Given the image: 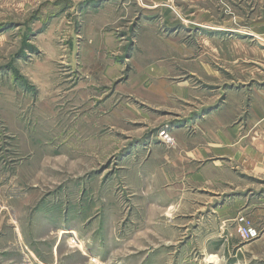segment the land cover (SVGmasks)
<instances>
[{
	"label": "rangeland",
	"instance_id": "obj_1",
	"mask_svg": "<svg viewBox=\"0 0 264 264\" xmlns=\"http://www.w3.org/2000/svg\"><path fill=\"white\" fill-rule=\"evenodd\" d=\"M263 1L0 0V264H259L201 138L264 97Z\"/></svg>",
	"mask_w": 264,
	"mask_h": 264
},
{
	"label": "crops",
	"instance_id": "obj_2",
	"mask_svg": "<svg viewBox=\"0 0 264 264\" xmlns=\"http://www.w3.org/2000/svg\"><path fill=\"white\" fill-rule=\"evenodd\" d=\"M262 9L264 10V1ZM259 22L256 21H250V23H258L259 29H254V34H257L256 32L264 31V16L260 17ZM254 99H256L254 97ZM260 100H256L257 102L254 103L252 107H250L249 111V117L251 118L250 125L244 127L245 121L241 120L239 122L235 123V126L232 128H228L227 130H224V126H219V129L217 130V134H214L212 130H209L208 127H205L202 129L203 134L202 138L203 142H206V145L209 149H212L214 152H217L219 156L222 155L226 156L224 160L231 159V161H235L237 164L236 167L239 168L238 172L241 175V178L246 181V178L252 179L251 181L254 183H257L260 185L258 188H254L253 195L251 198H248V194L245 193V191H238L239 193V214H244L246 217H251V221H253L256 226L259 228V238L256 240H253V242H249L247 244L242 245L243 248H245L246 252H250L252 257L255 258V254L258 256L259 264H264V97H259ZM213 117V115H212ZM211 118V117H210ZM242 121L244 123H242ZM219 122V121H218ZM244 124V125H243ZM244 127V130L242 129ZM248 127H251V130L248 131ZM179 128H173V131L175 132L174 136L176 139H182L179 137L182 135V131H176ZM247 132H250L248 135ZM239 135V140L236 141L234 144H228L226 140V135L228 134H237ZM177 135V136H176ZM183 136V135H182ZM215 138V139H214ZM217 140L220 145L214 146V142L211 145V141ZM173 143L176 145L174 139ZM192 142H188L187 144L183 145L184 148ZM211 145V146H210ZM178 146V145H177ZM176 149V147H174ZM176 155V154H175ZM220 159V158H219ZM223 159V158H221ZM171 159H168L165 157L166 166L162 165L159 167L160 171L164 174H173L176 170H174V167L177 165H174V161H170ZM220 161V160H219ZM218 160H213L211 162L212 166H215V168L219 169L221 171V166H219ZM208 160L205 161L204 164H206ZM221 162V161H220ZM191 164L194 167V163L191 162ZM228 165V163H225ZM165 168H169V172H166ZM191 168V167H190ZM216 169V170H217ZM205 174L204 176L199 175L198 173H194V178L206 181H215L219 178L214 177V174H206L207 169L205 168ZM172 171V172H171ZM231 172V171H230ZM216 173V172H213ZM217 174V173H216ZM228 174V173H227ZM231 176V174L229 173ZM222 178V177H221ZM248 179V180H249ZM223 183V182H222ZM217 187L218 185L215 184ZM221 186V184H220ZM237 193V194H238ZM254 202H248L249 200H253ZM252 207V208H251ZM231 216V214H230ZM229 216V218H230ZM228 217V216H226ZM223 218L222 221L219 219V222L225 226V221ZM227 221V220H226ZM219 224V223H218ZM215 227L217 225L215 224ZM224 231V230H223Z\"/></svg>",
	"mask_w": 264,
	"mask_h": 264
},
{
	"label": "built area",
	"instance_id": "obj_3",
	"mask_svg": "<svg viewBox=\"0 0 264 264\" xmlns=\"http://www.w3.org/2000/svg\"><path fill=\"white\" fill-rule=\"evenodd\" d=\"M237 232H239L242 238L252 240L259 235V231L256 226L250 222L244 215H241L237 219Z\"/></svg>",
	"mask_w": 264,
	"mask_h": 264
},
{
	"label": "bare ground",
	"instance_id": "obj_4",
	"mask_svg": "<svg viewBox=\"0 0 264 264\" xmlns=\"http://www.w3.org/2000/svg\"><path fill=\"white\" fill-rule=\"evenodd\" d=\"M163 135V134H162ZM169 136V135H168ZM171 141V140H170ZM214 256H212L211 258H213Z\"/></svg>",
	"mask_w": 264,
	"mask_h": 264
}]
</instances>
